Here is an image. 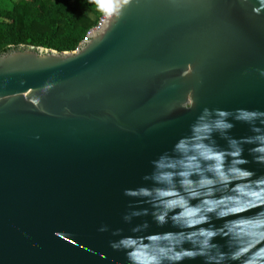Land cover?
Wrapping results in <instances>:
<instances>
[{
  "label": "water",
  "instance_id": "95a60500",
  "mask_svg": "<svg viewBox=\"0 0 264 264\" xmlns=\"http://www.w3.org/2000/svg\"><path fill=\"white\" fill-rule=\"evenodd\" d=\"M104 2L0 56V264H264V0Z\"/></svg>",
  "mask_w": 264,
  "mask_h": 264
},
{
  "label": "trees",
  "instance_id": "16d2710c",
  "mask_svg": "<svg viewBox=\"0 0 264 264\" xmlns=\"http://www.w3.org/2000/svg\"><path fill=\"white\" fill-rule=\"evenodd\" d=\"M105 10L103 0H0V56L20 47L74 51Z\"/></svg>",
  "mask_w": 264,
  "mask_h": 264
},
{
  "label": "clouds",
  "instance_id": "9594fccd",
  "mask_svg": "<svg viewBox=\"0 0 264 264\" xmlns=\"http://www.w3.org/2000/svg\"><path fill=\"white\" fill-rule=\"evenodd\" d=\"M215 159L217 160V168H218V167H219V160H220V157L217 156V157H215ZM205 183H209V181H205ZM206 235H207L208 237H211V236L213 235V233H212V232H208V233H206Z\"/></svg>",
  "mask_w": 264,
  "mask_h": 264
},
{
  "label": "built area",
  "instance_id": "2783aa9c",
  "mask_svg": "<svg viewBox=\"0 0 264 264\" xmlns=\"http://www.w3.org/2000/svg\"><path fill=\"white\" fill-rule=\"evenodd\" d=\"M103 2H104V0H103ZM104 15V14H103ZM95 28V27H94Z\"/></svg>",
  "mask_w": 264,
  "mask_h": 264
}]
</instances>
